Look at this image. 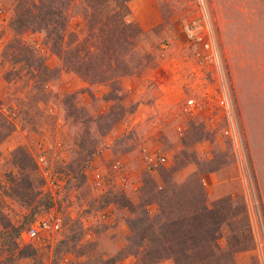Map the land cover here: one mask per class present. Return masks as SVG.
Returning a JSON list of instances; mask_svg holds the SVG:
<instances>
[{"label": "rangeland", "instance_id": "rangeland-1", "mask_svg": "<svg viewBox=\"0 0 264 264\" xmlns=\"http://www.w3.org/2000/svg\"><path fill=\"white\" fill-rule=\"evenodd\" d=\"M16 2L0 0V264H264V0H204L238 151L184 31L197 0H129V44L88 36L79 0L59 38L16 29ZM47 218L59 229L28 238Z\"/></svg>", "mask_w": 264, "mask_h": 264}, {"label": "trees", "instance_id": "trees-1", "mask_svg": "<svg viewBox=\"0 0 264 264\" xmlns=\"http://www.w3.org/2000/svg\"><path fill=\"white\" fill-rule=\"evenodd\" d=\"M16 5H14V25L16 29H21L25 25H33L36 28L43 29L47 32V34H55L57 38L61 37L60 33L62 30L66 28V19H67V10L74 2V0H16ZM128 2L129 0H79V5H82L83 8V16L85 22L88 25L89 35L90 37L96 36L95 27L97 30H101L99 25H107L111 30H115L116 28L123 29V34L126 37L128 44L130 43L128 34L134 31V27L132 24L126 21V16L129 13L128 10ZM98 38V37H97ZM95 37L90 45V50L85 47L79 46L72 52L73 58H87V56L92 53L101 52L102 43L99 42V46L95 44L97 40ZM110 38L109 40H112ZM102 42V41H101ZM94 49V51H93ZM90 51V52H89ZM111 51L115 52V49H111ZM101 52L100 54H102ZM109 54V52H105V54ZM99 54V53H97ZM103 55V54H102ZM198 193L201 195V201L199 206V212H197L194 216L195 219H201L202 224L204 219L208 218L210 209L206 207L204 203L205 200L202 197V190L198 186ZM142 238L144 236L142 235ZM216 240L213 238H204L199 235H185L184 237H180V243L187 244H197L203 243L207 246L210 245L212 241ZM214 247H217L215 243H213ZM33 252H28L24 254L25 257L31 256ZM213 254H209L207 257L201 256V259H206L211 257ZM174 257V256H173ZM181 257H186V255H182Z\"/></svg>", "mask_w": 264, "mask_h": 264}, {"label": "built area", "instance_id": "built-area-1", "mask_svg": "<svg viewBox=\"0 0 264 264\" xmlns=\"http://www.w3.org/2000/svg\"><path fill=\"white\" fill-rule=\"evenodd\" d=\"M197 4L201 22L193 20L190 24L184 26V31L188 38L201 42L200 57L209 66L213 80L216 83L217 105L222 110L226 123L224 135L229 138L234 150L238 151L237 127L233 115L232 99L228 88L223 58L213 33L205 2L204 0H197ZM188 103L192 104L193 100H189ZM59 227L60 223L57 218L43 219L28 229L27 236L28 238L39 237L40 233L55 232Z\"/></svg>", "mask_w": 264, "mask_h": 264}, {"label": "crops", "instance_id": "crops-1", "mask_svg": "<svg viewBox=\"0 0 264 264\" xmlns=\"http://www.w3.org/2000/svg\"><path fill=\"white\" fill-rule=\"evenodd\" d=\"M260 191L262 192V196H263V199H264V181L262 184H260Z\"/></svg>", "mask_w": 264, "mask_h": 264}]
</instances>
